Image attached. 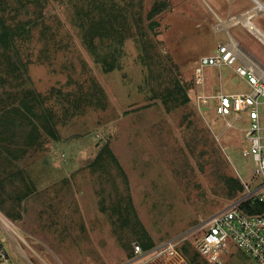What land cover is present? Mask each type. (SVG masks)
<instances>
[{
	"label": "rangeland",
	"instance_id": "obj_1",
	"mask_svg": "<svg viewBox=\"0 0 264 264\" xmlns=\"http://www.w3.org/2000/svg\"><path fill=\"white\" fill-rule=\"evenodd\" d=\"M215 20L201 0H0V222L12 261L24 264L13 242L27 264H121L136 243L185 238L245 192V120L229 129L195 104L201 89L251 90L230 66L205 67L196 83L200 57L229 40ZM194 242L179 249L210 264ZM220 260L258 264L233 244Z\"/></svg>",
	"mask_w": 264,
	"mask_h": 264
},
{
	"label": "built area",
	"instance_id": "obj_2",
	"mask_svg": "<svg viewBox=\"0 0 264 264\" xmlns=\"http://www.w3.org/2000/svg\"><path fill=\"white\" fill-rule=\"evenodd\" d=\"M237 61L235 47L231 43H219L213 52L200 57L196 67V83L204 86L205 67L230 66L246 79L251 87L250 91L225 92L220 89L207 93L201 89L196 93L195 101L202 115L205 108H213L220 115L215 120L223 122L226 128H236L237 123L245 120L246 125L238 129L244 131V156L253 159V179L243 180L245 192L201 220L195 229L188 231L185 238L181 235L175 236L148 249L136 243L134 255L121 264H191L189 258L179 249V244L187 238L195 239L196 250L207 256L210 263L222 262V252L233 244L249 254L258 264H264V122L261 114V106L264 104V79L253 67L237 65ZM217 140H220L218 136ZM0 217L6 220L1 214ZM6 223L14 230L7 221ZM0 230L5 234V237L0 235V262L16 264L6 249V240L10 244L12 240L8 239V231L1 222ZM12 244L15 247L13 242ZM14 247L12 249L16 257L27 264V259Z\"/></svg>",
	"mask_w": 264,
	"mask_h": 264
},
{
	"label": "crops",
	"instance_id": "obj_3",
	"mask_svg": "<svg viewBox=\"0 0 264 264\" xmlns=\"http://www.w3.org/2000/svg\"><path fill=\"white\" fill-rule=\"evenodd\" d=\"M201 2L216 18L213 27L217 31L223 30L227 33L228 42L219 43H231L235 47L239 55L237 65L254 67L262 75L264 0H201Z\"/></svg>",
	"mask_w": 264,
	"mask_h": 264
},
{
	"label": "trees",
	"instance_id": "obj_4",
	"mask_svg": "<svg viewBox=\"0 0 264 264\" xmlns=\"http://www.w3.org/2000/svg\"><path fill=\"white\" fill-rule=\"evenodd\" d=\"M162 8V5L160 4V3H157V4H155V6H154V11L156 10V11H158V10H160ZM150 15H153V13H150ZM1 39H2V42H3V44L4 45H7V44H9V41H10V39H11V34H10V30H9V28L5 25V27H4V29H3V35L1 36ZM196 104V103H195ZM259 205V204H258ZM144 248H150V247H152V246H150L149 247V245H147V243H142L141 244ZM189 260H190V263H192V264H200L199 262H198V256L197 255H195L194 257H192V258H189ZM210 264H213V263H210Z\"/></svg>",
	"mask_w": 264,
	"mask_h": 264
},
{
	"label": "bare ground",
	"instance_id": "obj_5",
	"mask_svg": "<svg viewBox=\"0 0 264 264\" xmlns=\"http://www.w3.org/2000/svg\"><path fill=\"white\" fill-rule=\"evenodd\" d=\"M20 252V251H19ZM20 254L22 255V253L20 252ZM23 257V256H22ZM27 259V258H26Z\"/></svg>",
	"mask_w": 264,
	"mask_h": 264
},
{
	"label": "water",
	"instance_id": "obj_6",
	"mask_svg": "<svg viewBox=\"0 0 264 264\" xmlns=\"http://www.w3.org/2000/svg\"><path fill=\"white\" fill-rule=\"evenodd\" d=\"M217 264H220V263H217Z\"/></svg>",
	"mask_w": 264,
	"mask_h": 264
}]
</instances>
